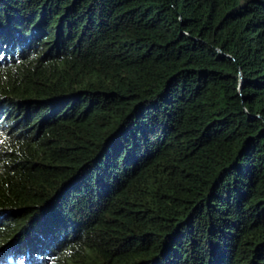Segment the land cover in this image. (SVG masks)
<instances>
[{"label": "trees", "instance_id": "obj_1", "mask_svg": "<svg viewBox=\"0 0 264 264\" xmlns=\"http://www.w3.org/2000/svg\"><path fill=\"white\" fill-rule=\"evenodd\" d=\"M0 264H264V0H0Z\"/></svg>", "mask_w": 264, "mask_h": 264}, {"label": "water", "instance_id": "obj_2", "mask_svg": "<svg viewBox=\"0 0 264 264\" xmlns=\"http://www.w3.org/2000/svg\"><path fill=\"white\" fill-rule=\"evenodd\" d=\"M244 79L243 76L241 75V85H243Z\"/></svg>", "mask_w": 264, "mask_h": 264}]
</instances>
